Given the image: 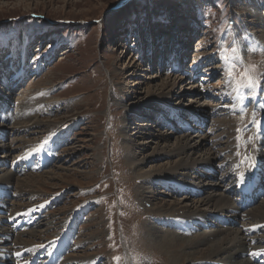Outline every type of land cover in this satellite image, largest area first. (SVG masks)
Listing matches in <instances>:
<instances>
[{
    "label": "rangeland",
    "instance_id": "374dc122",
    "mask_svg": "<svg viewBox=\"0 0 264 264\" xmlns=\"http://www.w3.org/2000/svg\"><path fill=\"white\" fill-rule=\"evenodd\" d=\"M262 31L264 0H0V90L4 82L8 86L0 110H14L18 119L0 121L4 134L7 131L6 139L0 141H13L10 162L21 159L25 164L32 155L34 162L40 156L47 159L40 171L19 174L13 166L4 167L16 175L14 195L6 198L14 214L22 215V209L37 212L45 204L42 216L28 229L36 235L23 236L33 243L13 249L43 251L37 244L54 242L64 229L62 235L67 234V226L75 220L70 253L63 264H191L175 260L180 245L171 252L156 241L161 233H153L152 227L167 221L165 209L150 211L149 204H144L139 195L142 178L132 162L137 154L145 158L140 164L143 170L161 169L168 159L177 157L164 151L149 155L157 141L173 147L175 138L183 134L203 135L208 138L203 151L210 146L221 152L212 160L216 169L201 170L206 176L223 173L222 187L230 190L234 161L256 153L259 157V152L264 156V142L260 141L262 151L258 152L259 144L253 148L250 131L253 117L257 123L264 117V78L254 90L237 84L244 69L257 78L264 73ZM14 60L16 71L20 69L17 63L26 65L24 80L16 87L11 84H17L18 75L8 71ZM230 67L234 78L228 76ZM170 79L182 83L166 90L163 83ZM165 90L171 94L169 104L146 102L150 94L160 96ZM256 94L263 99L260 109L253 112L254 101L245 109L251 118L239 116L240 103L247 101L241 97ZM34 102L38 111L26 121L20 110H29ZM8 103H14L12 109ZM190 111L203 114L198 115L205 122L201 129L198 121L192 124L193 131L178 127V116L189 120ZM35 115L45 123L33 134L27 125ZM171 122L177 126L175 132ZM20 179L26 183L19 189ZM149 180L145 188L158 204L186 200L193 205L206 193L183 191L174 185L175 179L167 186L159 177ZM227 208L216 213L230 217L223 212ZM250 216L241 224L257 225L263 232L264 221ZM237 221L231 227H241ZM173 229L177 232L178 228ZM178 233L193 236L196 232L190 235L179 228ZM263 238L258 244L264 245ZM66 243L59 239L57 245L66 249Z\"/></svg>",
    "mask_w": 264,
    "mask_h": 264
},
{
    "label": "bare ground",
    "instance_id": "6f19581e",
    "mask_svg": "<svg viewBox=\"0 0 264 264\" xmlns=\"http://www.w3.org/2000/svg\"><path fill=\"white\" fill-rule=\"evenodd\" d=\"M263 34H264V32H263ZM131 64L134 67L137 66L136 62H132ZM179 82L182 83V81H180V80L170 79L169 81L163 83V86L165 88H167L166 90H168V89L171 90V88H178L180 86ZM4 85H5V87H3V89H5V91L3 92V89L0 90V99H2L4 96H7L6 90L8 89V86L6 87V82H4ZM166 90L160 96H153L150 94L149 97L147 98L146 102L149 101V103H150L153 101H155V102L163 101L164 104H169L171 94L168 93V91H166ZM21 99H22V97H21ZM24 100H26V99H24ZM262 101H263V99L260 100V104ZM8 104L10 105L11 103H8ZM13 104L14 103H12V105H11V109L13 107ZM26 104L28 105V102H26ZM32 104L33 105L29 110H20L22 117H24V120H26V121H27V118L33 113V111H35V110L38 111V109H36V108L34 109V107L37 105V103L34 102ZM175 107H177V106H175ZM1 108H2V106L0 103V109ZM200 109H201V107H200ZM259 109H260V107L258 108V110ZM194 114H195L197 119L193 118L194 116H192V115H194ZM10 115L14 118H6ZM198 115H203V114H201V112H197V113L191 112L190 114H187L189 120H185V119L181 118V116H178L179 117V118H177L178 122H176V123L179 127V126H181L180 123L183 124V121H186L185 124H190L191 128L193 129V125H194L195 121L200 120L201 124L205 123L204 121H202L203 120L202 116L200 117ZM17 116H19V115H17ZM15 118H16V116L14 114V110L8 109V110H6L5 113H4V111L1 112V110H0V121H3V122L7 121L9 123L10 120L13 121ZM233 118H232V120L239 119V117H237V116H235L234 119ZM32 119L30 120V122L27 126H31L30 129H33V130H31V133L34 134L36 131L35 128H40L39 126H41L44 121L40 122V120H39L40 118L38 119V117L36 115H35V117H32ZM205 119H208V118L206 117ZM189 121H191V122H189ZM213 122H215V120ZM218 122H220V121H218ZM16 124L17 123L15 122V125ZM170 124L172 126L171 129L174 130V132H175L177 126H175V123H173V125H172V122ZM258 125H259V127H258L259 130L257 132H255V137H256L255 141L257 140V142H258L257 144H259V146L256 148V150L259 152V151H262L261 150L262 149V146H261L262 142H260V141L262 140L264 142V134H263V136H261L259 133L263 129L261 127L262 121ZM50 126H52V125H50ZM202 127L203 126L199 125V129H201ZM5 130L6 129L2 128L0 125V138H2V139H6V132L7 131L4 134ZM37 130H39V129H37ZM184 130H186V129H184ZM181 131H182V128H181ZM171 133H173V132H171ZM229 136H230V134H229ZM168 138L169 137H167V139ZM206 138L203 135L195 136V135L183 134L179 138H175L176 144L173 147H170L171 145L170 146L169 145H162V144L160 145L159 141H157L156 146L152 149V151L150 153H148L149 155L154 154L155 152L164 151V152L170 154V156H176L177 157L173 161H169V159H168V162L166 164H164L161 169H158L156 166L155 167L151 166L150 169L143 170V167H142L143 165L140 166V164L142 163V161L145 158L144 157L142 158L141 156H140L141 158H139L138 157L139 155L136 154L137 159H135V158H134L135 160L133 159L134 162H132V163L135 164V168L138 171L137 173L139 175V178H142V180H141L142 186L140 187L141 190L139 192V195L141 196L142 200L144 201V204L145 205L149 204L148 209L150 211H156V210L158 211V210L165 209L164 210V214H165L164 217H166L167 221L166 222L161 221V223H160L161 226H153L152 227V232L154 231L153 233H156V234L161 233V235H159V236L157 235L156 241L163 248H165L171 252H173V250H175L176 247L180 245V247H181L180 250L178 252H176L177 254H174L175 260L179 261V262H181V261H183L184 263L190 262L191 264L193 262L194 263L196 262V264H207V262H208V264H215V263L216 264H263L262 263L263 260H259L258 257H260V255H261L260 253H264L263 252L264 251V245L258 244V242H259L258 239L263 238L261 235L264 234V231L261 233H256L254 230H257L259 228V226L249 225V224H241V221L245 217H251L250 214L251 215L253 214L254 217L257 218L256 220H260V221L263 220L264 221V199L262 200L261 198H258L252 206L243 207V204L239 201V196L236 195V193L234 192L235 189L233 192L231 191V190H233L234 185L230 188V190L224 189L222 187V185H223L222 184V182H223L222 174L223 173L222 174L217 173L216 175L211 174L212 176H206V174L201 169L207 168V167L210 170H213V168L216 169V166L212 165L213 164L212 160L216 159L217 154L221 152V150L213 151V147H210V146L208 147V149L203 151V148L205 147L204 145H205ZM10 139H12V138H10ZM26 139H28V138H26ZM216 140H217V138L214 139V141H216ZM12 142L13 141H11V140H10V142H9V140H6V141L1 140L0 141V158H2L1 159L2 166L0 167V196H2V198H0V262H2L3 264H21V263H23V258H20V254L22 251L18 252L15 249H13V247L15 245H16V247L29 246L33 243V242H31V240L25 239L23 236L27 237L26 235H28L30 232H32V231H28L26 229L29 226H31V221L34 219L31 218V221H30L28 227L25 230H21L23 227V223L28 222L24 218L21 220V218L23 217L22 215L24 214V210L23 209L21 210L22 215L14 214L13 211L11 210L10 201L6 199L9 196V193L14 195V193L12 191V189H13L12 188V182L14 180V176H16L15 172L13 173L12 168L9 170L4 168L6 166V164L8 166H13L14 161H16V160H14L13 162L9 161V158L11 157L10 154L12 151L10 145L12 144ZM14 142H16V140ZM32 142H33V140H32ZM46 143H48V142H46ZM46 143H44V145H46ZM226 143H225V145H226ZM18 144H21V143L18 142ZM29 144L31 145V143H29ZM214 145H218V143H215ZM40 148H42V147L39 146L37 149L40 150ZM230 149L234 150V147H231ZM131 150H132V148H131ZM42 151L44 152V150H42ZM31 153H29V155ZM37 153L40 154V152L38 150H37ZM260 154H261V152H259V157H257V159H258L259 164L261 166L260 169L263 170V172H264V163H263L264 162V156H261L262 154L261 155ZM161 155H164V154H161ZM16 156H19V155L17 154ZM143 156H147V155H143ZM232 157H234V156H232ZM28 159H29L28 163H30V166H32V168L34 167V168L40 169V168H43L47 164V159L42 157V156L38 157L37 160H35V162L33 161L34 155L29 157ZM229 161H230V159H229ZM244 161H245V164H244V166H241V168L239 167L240 161L239 162L234 161L235 167H234V170H233V168L231 169L232 172L234 171L235 174H240V171H242L243 169H245L246 171L253 170L255 165L252 163V161H250V160H244ZM16 162L21 163L23 161H21V159H18ZM237 165H238V168H237ZM235 168H237L236 171H235ZM196 169H199V171H197V174L194 175V170H196ZM242 174L248 175L245 172H243ZM152 176L161 178L162 181H160V183L163 185H166V186L172 184L170 181H172V179L173 180L175 179L174 185L180 186L179 188L186 186L185 188H188V190L186 192L192 191V192H189L190 194L197 193V192L203 193V190L204 191L206 190V193L205 194L203 193L204 196L200 197L193 205H189L186 200L175 201L173 203L172 202H170V203L165 202L162 204H158L157 202H154V200H153V202H154L153 203L151 200V196H150V194H152V193H150V191L146 190L147 188H145L146 185L149 183L148 181H150L149 177H152ZM17 179H15V180H17ZM223 179H225V177H223ZM22 182H23L22 179H20L19 183H17L19 185V187H18L19 189L21 187L25 186L26 182L25 183L24 182L22 183ZM261 182L263 185L264 182L263 181H261ZM233 183H234V180H233ZM213 185H214V187H211ZM225 187H226V185H225ZM226 190L230 191V193H228V191H226ZM22 192H24V191H22ZM201 193H200V195H201ZM3 196H5V197H3ZM153 199H155V198H153ZM260 200H262V201H260ZM258 202H259V204H258L259 206L258 205L256 206L255 204ZM43 205L45 206V204H43ZM167 205H168V208H166ZM29 206H31V205L29 204ZM25 207H28V205H26ZM43 207H41L40 211L44 210ZM224 207H229L227 209H224L223 212L228 213L229 214L228 216H230V217H227L226 215H224L225 213L224 214L216 213V212H219L220 210H222ZM247 209H249V211H248L249 216H247V215L245 216V214L247 213ZM28 212L32 213L33 211H28ZM4 213H6V214H4ZM16 215H18V216L16 218H14ZM235 216H238L237 222H239V225L241 224V227L238 226L239 227L238 229H237V227L236 228L231 227V226H237V224H233V223L227 224V226H226L225 222H228L227 219H230L234 222L237 220V219L233 218ZM28 218H30V217H27L26 219H28ZM222 218H225L227 221L222 220ZM14 219L16 221V227L11 228L8 225V221L10 222ZM196 222L198 223V225L196 228V233L193 234V236H188V235L184 236V235H181L180 233H178L179 228H182V231H186L187 234L191 233L190 235H192V233H194L193 223H196ZM215 223H216V226H215V228L213 227L214 229L213 228L209 229L210 227L208 228V225H213ZM171 225H172V227H169ZM165 226H167L166 229L164 228ZM173 226L175 228H178L177 232L171 231L174 228ZM48 228H49V226H48ZM206 228H208V229H206ZM4 229H7L8 231H5ZM35 231H37V230H35ZM69 231H71V230L68 228V232H67L68 235H69ZM197 231H199V232H197ZM30 234H31L30 237L33 235H36V233H34V234L30 233ZM218 234L223 235L222 238L216 239L214 241L211 240L212 237H218ZM249 235H251V236L253 235L256 237H250ZM32 240H34V239H32ZM40 245H42V243L37 244V246H40ZM60 248H64V246L63 245H61V246L55 245L54 247H51L48 250L41 249L43 251H38L35 255H37V256L43 255L42 253H44L45 250L47 251V254H48V253H50V251L52 249H54V251L56 253H58L60 251ZM35 250H33L34 253L36 252ZM243 254H245L246 256H244ZM56 256H58V255H56ZM262 256H264V254H262ZM64 261H65V258H63L61 260L60 264H63ZM210 261H217V262H215V263L211 262L210 263ZM127 264H129V263L127 262Z\"/></svg>",
    "mask_w": 264,
    "mask_h": 264
},
{
    "label": "snow or ice",
    "instance_id": "6c2138e0",
    "mask_svg": "<svg viewBox=\"0 0 264 264\" xmlns=\"http://www.w3.org/2000/svg\"><path fill=\"white\" fill-rule=\"evenodd\" d=\"M228 76L230 78H234L233 68L232 67H230L228 69ZM261 78H264V73L261 74V77L260 78H257V77H253L251 75V73L247 69H244L241 72V81L242 82L241 81H237V84H238L239 87H246V88H248L250 90H254L258 86ZM253 124L257 128L259 127V125L255 121V118L254 117H253ZM260 254H264V253H260Z\"/></svg>",
    "mask_w": 264,
    "mask_h": 264
}]
</instances>
